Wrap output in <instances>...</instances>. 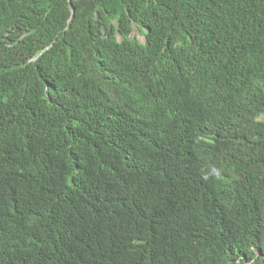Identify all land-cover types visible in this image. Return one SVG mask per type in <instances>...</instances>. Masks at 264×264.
<instances>
[{
  "label": "trees",
  "instance_id": "trees-1",
  "mask_svg": "<svg viewBox=\"0 0 264 264\" xmlns=\"http://www.w3.org/2000/svg\"><path fill=\"white\" fill-rule=\"evenodd\" d=\"M70 1L0 0V264H264V0Z\"/></svg>",
  "mask_w": 264,
  "mask_h": 264
},
{
  "label": "water",
  "instance_id": "water-1",
  "mask_svg": "<svg viewBox=\"0 0 264 264\" xmlns=\"http://www.w3.org/2000/svg\"><path fill=\"white\" fill-rule=\"evenodd\" d=\"M69 3H70V7H71V11H72V14H73V12H74V10H73V8H72V5H71V1L69 0Z\"/></svg>",
  "mask_w": 264,
  "mask_h": 264
},
{
  "label": "rangeland",
  "instance_id": "rangeland-1",
  "mask_svg": "<svg viewBox=\"0 0 264 264\" xmlns=\"http://www.w3.org/2000/svg\"><path fill=\"white\" fill-rule=\"evenodd\" d=\"M141 41H142V39H141Z\"/></svg>",
  "mask_w": 264,
  "mask_h": 264
}]
</instances>
